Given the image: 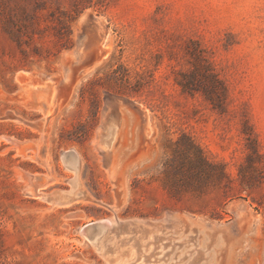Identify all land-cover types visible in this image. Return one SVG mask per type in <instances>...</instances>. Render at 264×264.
Masks as SVG:
<instances>
[{"label": "rangeland", "instance_id": "obj_1", "mask_svg": "<svg viewBox=\"0 0 264 264\" xmlns=\"http://www.w3.org/2000/svg\"><path fill=\"white\" fill-rule=\"evenodd\" d=\"M0 264H264V0H0Z\"/></svg>", "mask_w": 264, "mask_h": 264}, {"label": "bare ground", "instance_id": "obj_2", "mask_svg": "<svg viewBox=\"0 0 264 264\" xmlns=\"http://www.w3.org/2000/svg\"><path fill=\"white\" fill-rule=\"evenodd\" d=\"M45 88V87H44ZM44 88H34V90L37 92V93H34L33 94V108H35L36 110H38L41 115L45 118L48 116L49 112H50V108H57L58 105H59V101L57 100V96L55 95L54 92H52V89L49 91V90H45ZM46 89H49L46 88ZM49 91V92H48ZM39 92V93H38ZM32 94V93H31ZM31 96V95H30ZM41 103L45 104L46 105V112L43 110L42 106L40 105ZM112 123H107L106 125V129H105V139L103 141V145L106 146V148H109L110 147V143L112 140L115 139V134H116V125H113L110 129V131H108L109 129V126L111 125ZM114 138V139H113ZM109 142V145H107L106 143ZM31 154V153H30ZM65 165V164H64ZM66 168H70L72 170H74V173L77 174L78 170L77 168H74L73 166H65ZM77 176V175H76ZM76 180V178H73V180ZM76 184V183H75ZM79 187V186H78ZM80 191V190H79ZM70 196L67 197L66 199H62V200H57V201H60V202H65V201H68L70 198L72 197H77L79 194H81L80 192L77 191L76 189V186L74 185L73 188H71V191H70ZM82 195V194H81ZM102 221V220H101ZM107 223H106V226L105 227H101L98 229V231L96 233H93L95 235L93 236H89L88 233H86L84 231V228L82 230V234L85 238L88 239L89 242H91L92 244H96L99 240V238H101V235L104 234L105 231H107L110 227V224L107 220H105ZM99 222V221H98ZM96 236H100V237H96ZM106 237V236H105Z\"/></svg>", "mask_w": 264, "mask_h": 264}, {"label": "water", "instance_id": "obj_3", "mask_svg": "<svg viewBox=\"0 0 264 264\" xmlns=\"http://www.w3.org/2000/svg\"><path fill=\"white\" fill-rule=\"evenodd\" d=\"M48 85H49L48 83H44L43 84V86L45 87L44 89L48 88L49 87ZM31 93H32V96H33V94L37 93V92L35 90H31ZM119 102H120V100H118V99H112V103H113L112 110L114 111V115L113 116L118 115L117 105L119 104ZM40 105L42 106L43 110L46 112V110H47L46 109V105L43 104V103H41ZM111 119H114L115 122L118 123V120L115 117H112ZM105 127H106V125H105ZM104 132H105V129H104ZM104 132L102 133L101 138H100V142L102 144H103V141L105 139ZM106 144L109 145V142L106 143ZM61 161L65 164V166H73L74 168H77V166H78V155L73 150H67V151H65V152H63L61 154ZM32 180H34V183H35L34 184V192H35V194H37L40 189H43L49 182V181L43 182L42 177H36V178H33ZM69 182L71 184V188H73V186L76 183V180L75 179L74 180L71 179ZM71 188L68 189V190H65V191L54 192L53 194L49 195L47 197V199L49 201L53 202V203H55L57 200L66 199L71 194L70 193ZM106 223L107 222L105 220H102V221H99V222L96 221V222L89 223L86 226H84V231L86 233H88V235L96 233L99 228L105 227Z\"/></svg>", "mask_w": 264, "mask_h": 264}, {"label": "trees", "instance_id": "obj_4", "mask_svg": "<svg viewBox=\"0 0 264 264\" xmlns=\"http://www.w3.org/2000/svg\"><path fill=\"white\" fill-rule=\"evenodd\" d=\"M79 137H81V136H77V138H79ZM199 162H200L203 166H205V167H207V168H217V169L219 170V171H218V175H219V177H222V176L224 175V173H223V171H222V169H221V166L210 164V163L207 161V159H206L205 157L201 156V157L199 158Z\"/></svg>", "mask_w": 264, "mask_h": 264}]
</instances>
